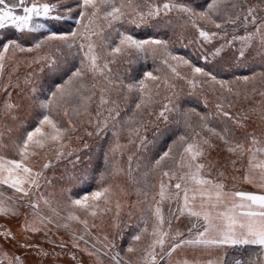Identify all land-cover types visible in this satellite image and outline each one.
Segmentation results:
<instances>
[{
    "label": "rangeland",
    "instance_id": "1",
    "mask_svg": "<svg viewBox=\"0 0 264 264\" xmlns=\"http://www.w3.org/2000/svg\"><path fill=\"white\" fill-rule=\"evenodd\" d=\"M114 2L117 5H125L123 10L126 15L121 18V21L109 27L103 17L105 7L101 6L95 24L92 26L97 33L91 39L95 45V54L98 56L97 64L100 68L107 64V69L102 72H92L85 67L84 74L90 77V86L96 94L94 103L90 102L88 115L84 106L77 103L79 108L75 109V113L80 111V116H73L71 113L70 116L65 114L61 116L65 117L63 124L57 122L65 129L61 141L46 140L42 148H33L30 145L27 162L34 170L42 171L44 179L40 181L41 187L38 191L33 188L29 197L23 199L33 200L38 205L39 215H34L33 210L23 204L18 206L20 213L18 216L0 215V232L10 229L16 236V240L10 242L0 239L2 264H8V258L12 256H19L23 264H116L111 257L117 252L119 253L117 259L121 261V264H149L146 253L153 239L152 228L157 223L152 211L160 200L158 195L160 184L163 182L167 186L169 183L174 185L177 182L175 179L169 181V177L164 176V172H169L170 176L172 173L179 176L187 171L183 166L184 161L180 159L183 149L179 144L173 147L169 157L165 158L159 166L155 164V161L179 135H185L188 139L195 137L197 140L200 136H210L207 129L202 128V122L198 119L201 115L196 113V105L206 108L209 112V126L217 131L226 125L232 127L233 134L229 139L243 140L246 135L252 133L264 139L262 137L264 133V44L261 43L259 33L247 41L233 40V34L221 33L217 30L210 31L211 26L215 24L197 19L196 23L200 28L218 33L216 37L211 38V42H204L199 37L197 27L193 26L185 14L177 12H172L170 17L178 24L172 23L171 27L167 28L169 24L164 22L167 20L165 18L160 25L163 22L164 27L169 31L164 32L163 27L159 26L161 33L157 31V27H152L150 24L137 26L129 22L133 19L139 20L136 13L146 10L143 9L145 3H157L160 0H114ZM177 2L182 1L177 0ZM77 3L78 0L72 15L77 25L79 46L80 43L87 44L88 41L81 39L80 27L77 24L81 9L77 7ZM138 4L142 6L141 9L136 8ZM61 5L72 7L66 0H61ZM205 5L196 6V8L203 9ZM219 5V14L213 19L224 20L217 23L234 19L238 12H241L240 7H233V5H242L244 14H247L249 7H253L258 22L264 18V0H242L241 2L219 0ZM122 23L123 26H116ZM255 27L248 24L246 30L241 34L238 33L237 36L255 33ZM121 32L131 34L137 39L156 38L152 32L158 33L160 36H165L158 38L168 40L167 52L179 56L180 53H186L182 49L192 51L202 61V65L198 66L206 71H210L213 66L218 70L216 67L220 65L221 70L217 73L223 75L222 77H231L229 86L233 88V94L225 93V98L220 99L219 85L212 82L210 77L193 74L188 65L171 60L164 52L154 53L150 46H146L145 51L141 53L142 56L135 53L134 49L132 53H125V51L113 53L112 49L102 48V42L104 43L105 40L118 44ZM228 41L232 42L229 44ZM222 45L219 55H214L216 49L221 48ZM241 49L245 53L242 58L239 57ZM10 51V48L7 52H3V48L0 50L4 57L0 61L2 64L0 75L5 71L3 67L8 65L7 72L14 78L12 101L8 102L17 107L6 109L4 104L0 106V155L5 158L19 159L15 142H12L9 147L2 140L8 136L6 134L9 126L15 124L28 109L17 101L18 94L26 89L34 74L42 75L43 73L44 75L49 63L56 60V56L47 47L38 49L34 58L21 59ZM84 51H81L82 56ZM102 51L105 52H103L105 58L101 56ZM165 59H168V63H164ZM208 65L210 67L206 68ZM118 67L122 69L119 73ZM146 72H152L157 79H146L144 76ZM128 75H132L131 80L144 81L143 93L138 88L129 91V84L123 83ZM245 76L249 78L247 81L242 79ZM238 77L241 79H237ZM120 91H126L125 93L130 95L123 98L125 93L120 94ZM136 92L140 93V98L135 104L140 103V108L133 105L132 96ZM237 92L238 95L235 94ZM102 99L104 103H101ZM142 100L143 103H141ZM218 100L223 104L222 111H227L231 117L246 118L243 127H238L234 120L222 115V111L217 109ZM165 104L170 109H178V111L165 113L168 116L167 121L163 118L158 119ZM68 109L70 108L67 99L59 108L53 105L54 120L59 118L58 112L65 113ZM139 109L141 112L145 110V113L140 114L139 122H135L133 113ZM185 113L187 115H184ZM26 124L29 123L20 124L19 129L21 130ZM42 131L47 134L51 132V129L45 125ZM197 133H200V136ZM39 138L36 137V139ZM211 142L214 148L207 153V159L201 161L205 164L210 161L212 164V167L205 170V174L214 182L223 183L225 192L245 191L260 194V190L245 183L247 156H244L242 160L232 156L226 151L223 141L216 137H211ZM245 143L247 146V142ZM33 151L35 154H31ZM233 160L237 161L235 165L232 164ZM45 163L49 164L46 169L43 168ZM101 187L109 188V192L106 193L107 200L104 197L99 201L89 200L87 203L91 207L87 212L70 207V199L82 198L84 195L90 196L92 191L99 190ZM166 191L173 194L176 190L173 187H166ZM0 193H3L6 202L8 197L18 195L5 186H0ZM45 201L48 203L46 204ZM178 203L182 206L183 200L177 202L172 195L171 199H165L159 205L166 221L162 230L169 231L167 221L172 220L171 232L174 234L180 231L187 237V230L196 218L189 217L186 211L179 216V219L171 217L169 208L171 207L175 212ZM196 204L199 205V200ZM51 209L55 210V215ZM215 211L212 210L213 215ZM69 212L79 216L80 221L86 220L87 228L80 221L67 220ZM93 212L95 215H92ZM41 216L49 218L51 223L47 221L41 223ZM26 218L34 221L37 231L24 230L23 224ZM65 224L68 225L67 228L64 227ZM145 227L148 230L143 232L141 239L134 241L132 237L141 233ZM81 236L84 237L83 240L79 239ZM168 243H171V240ZM168 243L165 244L166 248ZM22 244L33 247H22ZM130 246L134 248L133 252L127 251ZM233 248L235 247H226L217 251L185 246L173 253L172 257L163 259H161L160 248L157 247L155 251L157 264H175L177 259L183 257L200 260L203 264V261L216 255L226 254L227 256ZM261 253V264H264V250H261Z\"/></svg>",
    "mask_w": 264,
    "mask_h": 264
},
{
    "label": "snow or ice",
    "instance_id": "2",
    "mask_svg": "<svg viewBox=\"0 0 264 264\" xmlns=\"http://www.w3.org/2000/svg\"><path fill=\"white\" fill-rule=\"evenodd\" d=\"M101 6L105 7L103 13L104 19L107 21L109 27L115 22L121 21V18L126 15L124 12V4L117 5L114 0H78L77 7L81 9L78 14L77 24L80 27L81 39L88 41L87 44L80 43L78 51H84V56L81 60L83 67L77 68L71 72V75H67L65 69L60 67L55 60L49 63V80L50 85L48 87L47 94L41 92L43 98L35 95L36 88L33 86L30 91L33 93L31 99L34 106H38V109L47 110L37 111L36 115L39 118V126L34 130L28 131L25 137L20 138L15 142L16 154L19 159L5 158L0 155V186H5L11 189L15 196L7 198V202L3 197V193H0V215L4 216H18V206L23 204L33 210L34 215H39L38 205L31 199L25 201L24 197H29L33 188L37 191L41 187L40 181L44 179L42 171H36L28 164L29 159V147L42 148L44 141L51 140L53 142L61 141L65 129L60 127L58 123L52 118L50 109L53 105L57 108L61 106L68 97L73 95V82L82 77L84 68L87 70L96 72L107 69V64L103 65V68L97 64L98 56L95 54V45L91 42L93 36L97 35L95 29L92 27L95 24V20L100 12ZM141 5H136L137 9H141ZM219 0H208L203 9H197L194 4V0H186V2H177V0H160L157 3H145L143 9L136 14L139 16V20H130L129 22L136 24L137 26H143L150 24L152 27H159L161 21L167 18L168 22H171L170 14L172 12L183 13L187 16L188 20L192 22L194 27H197L199 37L204 42H211L212 37L218 35L217 32L206 31L198 26L196 20H204L208 23L215 24L217 29L221 28V24L217 23L214 16L219 14ZM233 7H240L241 13H243L242 5H233ZM63 8L64 11L60 12L58 9ZM73 8L70 6H64L59 3V0H0V29H6L8 27L14 28L21 35L28 33H36L40 29L45 27L42 23L34 22L36 18L44 17L51 21H60L65 19V13L71 18ZM55 13V14H54ZM86 21V23H84ZM237 22L241 24H252L255 27V33H249L245 36H233V40L239 39L247 41L252 39V36L259 33L261 36V43L264 44V18L259 22L255 15V9L249 7L247 14H237L235 19L228 20V23L236 25ZM77 31H70L64 33L59 30H53L50 34H46L44 39L38 40L35 44V48H40L44 43L48 41H60L68 48H72L75 44V37ZM228 41L227 43H231ZM146 46H150L154 53L164 52V54L173 61L182 62L188 65L193 74H201L205 77H210V80L219 85L220 99L225 98V93L233 94V88L229 86L230 82L225 80H219L210 71H206L204 68L194 66L188 59L183 56L173 55L167 52L168 40L163 38H148L137 39L131 34L119 33V43L112 48L113 53H121L122 51L134 49L138 53L145 51ZM0 47L3 48V52H7L9 48L17 49L21 52L31 51L32 48H25L19 42L18 37H8L5 35L4 41L0 43ZM221 48L216 49L214 55H219ZM245 53L243 49L239 51V57H244ZM3 54L0 53V61L3 60ZM207 59V57H204ZM85 61L87 64L85 65ZM164 63H168V59L164 60ZM2 67V64H0ZM110 71V69H109ZM175 71V68H173ZM146 79H157L153 76L152 72H146L144 74ZM241 79V78H237ZM244 81H247L248 77H242ZM28 83V81H26ZM134 88H138L141 93L144 91V81L140 80L138 84H129L128 89L132 91ZM77 92L79 89L76 90ZM235 94H239L238 92ZM83 101L84 97H80ZM103 99L101 103H104ZM143 103V100L141 101ZM141 104L137 103L136 107L140 108ZM6 109H12L17 107L9 102H4ZM86 107V105H85ZM217 109L223 110V104L217 101ZM178 109H170L167 104L164 105L160 111L158 119L163 118L167 121L168 116L166 112ZM67 115V112L64 113ZM118 115V113H117ZM184 115H187L186 113ZM222 115L234 120L238 127H243L245 117H231L227 111H222ZM15 119V117H13ZM208 116L201 115L200 120L202 122V128L207 129L210 136H200L197 140L195 137L188 139L185 135H179L172 145L164 151L159 159L155 161L157 166L160 165L165 158L169 157L173 151V147L179 144L183 153L180 155V159L184 161L183 166L187 169L186 172L177 176L175 173L169 175V172H164V176L169 177V181L175 179L177 182L172 185H165L163 182L160 184V191L158 193L160 200L157 201V206L152 211L156 219V224L152 228L151 240L146 258L149 264H157V254L155 249L157 247L161 250V259L164 257H172L178 249L189 246L194 248H202L205 250H221L226 247L236 246H258L261 250H264V194H255L245 191H232L225 192L224 185L220 182H214L208 175L205 174L207 168L212 167L211 162L207 164L201 162L207 159V153L214 148L211 142V137H216L223 141L225 149L232 156L238 157L241 160L244 156H247L246 171L251 174L258 172L261 181L264 182V139L257 137L255 133L248 134L243 140L237 138L235 140L229 139L233 134L231 126L226 125L220 131H217L214 127L209 126ZM179 123V121H177ZM47 125L50 129V133H45L42 128ZM99 130V125H97ZM91 135V133H89ZM36 137H40L36 139ZM264 137V133H262ZM247 142V146L246 143ZM31 154H35L33 151ZM131 160V158H130ZM236 160L232 161V164H236ZM49 164L45 163L43 168H48ZM131 170V169H130ZM245 179H249L246 175ZM48 182V181H45ZM264 187V183L260 185ZM166 187H173L176 191L173 194H169L166 191ZM109 192V188L101 187L99 190L92 191L90 196L84 195L82 198L70 199V207L72 209H83L85 212L91 207L87 202L89 200L99 201L102 197L107 200L106 193ZM174 195L177 202L183 200V205L179 206L174 212L172 208H169V215L174 219H179V216L187 212L189 217L196 218L195 222L191 223V227L187 230V237L184 233L176 231L174 234L171 232L172 220H168L169 231H163V225L166 223L163 215V210L159 206L165 199H171ZM199 200V205L196 201ZM47 204L48 202L45 201ZM212 210L215 211V215L212 214ZM53 214L56 212L51 209ZM95 215V212L92 213ZM67 220L80 221L79 216L73 212H69L66 217ZM41 223L47 221L51 223V220L47 217H40ZM201 221H203L201 223ZM87 228V221H80ZM146 223V221H145ZM68 227L67 224L64 225ZM25 231L35 232L38 229L34 227V221H29L27 218L23 224ZM148 229L145 227L141 233L132 237L134 241H139L143 232ZM0 239L5 242L15 241L16 236L10 229H4L0 232ZM75 239V237H74ZM83 240L84 237H79ZM171 240V243L168 241ZM168 243V247L165 244ZM22 247H33L32 245L22 244ZM115 247V245H113ZM128 252H133V247L127 248ZM119 253L117 252L112 256V260L116 264H121V261L117 259ZM75 259V257H73ZM2 264V262H0ZM8 264H23V261L19 256H12L8 258ZM175 264H202L200 260H190L187 257L177 259ZM203 264H230L226 254L224 256L216 255L203 261ZM231 264H245L241 259H235Z\"/></svg>",
    "mask_w": 264,
    "mask_h": 264
},
{
    "label": "trees",
    "instance_id": "3",
    "mask_svg": "<svg viewBox=\"0 0 264 264\" xmlns=\"http://www.w3.org/2000/svg\"><path fill=\"white\" fill-rule=\"evenodd\" d=\"M15 2V0H13ZM69 2V4L72 5V8H74L76 6V0H66ZM182 2H186V0H179ZM240 2L242 0H239ZM208 2V0H194V4L195 7H201L203 5H205ZM59 3L61 4V0H59ZM63 8L58 9V11L63 12ZM55 14V13H54ZM73 13H71V18H69L68 14H65V19L64 20H60V23H56V22H52L50 19L48 18H44V17H40V18H36L34 22L36 23H42L45 25V27L43 29H40L38 32L36 33H32V34H28L25 33L23 35H21L19 32H17L14 28L12 27H8L6 29H0V35H2L0 37V43H2L4 41V37L5 35L8 37H18L19 38V42L22 44L23 47L27 48H32L31 51H19L17 49H13L10 47V53L21 57V59L25 58V57H30V58H34L37 50L40 48H50L52 54L54 56H56V62L57 64L65 69V72L67 75H71V72L74 71L77 68H81L83 67L81 64V60L83 58L81 51H78V44H77V36L74 38L75 39V44L74 46L70 49L68 47H66L65 45L62 44V42L60 41H48L46 43H44L40 48H35L34 44L41 39L45 38L46 34H50L53 30H59L62 31L64 33H68L70 31H77V25H75V21L73 19L74 15H72ZM238 14H244L241 12H238ZM235 19V17H234ZM175 20V19H173ZM173 20H171V22L169 23L168 20H165L164 22H168V27H171V24L173 23L178 24V22H174ZM221 19L219 22H222ZM230 20V19H228ZM228 20L223 21L224 23H220L221 24V28L217 29L215 27V25L211 26V30L210 31H219L221 33H228V34H233V36H237L241 33H243L248 24H241L239 22H237V24L234 26L230 23H228ZM218 22V23H219ZM226 22V23H225ZM126 25V23L124 24ZM116 26L120 27L123 26L122 24H116ZM160 27H163V31H169L166 30L167 28L164 27L163 22L162 25H160ZM127 28L129 29V26H127ZM158 28V27H157ZM178 28V27H176ZM134 30V28H133ZM157 31H160L162 33V31L160 30V28L157 29ZM239 33V34H238ZM152 34L154 36H156V38L158 37H165V36H160V34L158 33H153ZM151 34V35H152ZM119 42V41H118ZM117 45V43H114L111 40H105L104 43L102 42V48L104 47V50H111L112 48H114ZM54 47V49L52 48ZM2 49V47H0V50ZM184 52L186 53H180L179 56H183L186 59H188L191 64H194L196 66L198 65H202V61L201 59L198 58L197 54L192 52V51H186L187 49H182ZM55 52L57 54H55ZM104 51H102L101 56L103 58H105L104 56ZM130 52L132 53V49L130 50H126L125 53ZM135 53L139 54L140 56H142L141 53H138L134 50ZM22 54V55H21ZM110 56V55H109ZM107 58V57H106ZM111 58V57H108ZM116 59H120V58H116ZM87 64V62L85 61V65ZM213 66V65H212ZM210 65L206 66V68H209ZM5 69L4 73L2 72L0 75V106L2 104H4L3 102H10L12 101V91H14V78H12L11 75L8 74L7 70H8V65H5L3 67ZM218 70H221L220 65H218L216 67ZM49 68L45 71L44 75L42 73V75H37L34 74L32 77V80L30 82L29 85H27L26 89L24 91H21L20 94H18L17 97V101L24 106V108H28L27 111L25 113H23L22 116H20V118H18L15 124L10 125L9 126V131L5 137V139H2L9 147H11V143L12 142H16L18 141L20 138L25 137L28 131H32L34 130L35 127H37V123L39 122V118L37 117L36 113L37 111H45V114H48L47 110H42V109H38V106H34L32 103V95L33 93H31L30 89L34 86L36 88V93L35 95L38 97H42L41 92L43 91V93L47 94L48 92V87L50 85V80H49ZM218 70L215 69V67L213 66V68L210 69L211 73L214 74L215 76H217V79L219 80H225L229 81L231 79V77H222L223 75L218 74ZM48 71V72H47ZM122 69L121 67H118V73L121 72ZM84 72H86V69L84 68ZM84 72L82 73V77L74 80L73 82V95L71 97H68L67 100L69 102V108L67 115L70 116V113L73 116H80L79 112L77 111L75 113V109H77L78 105L77 103H81L84 106L85 112L88 115L89 111L88 109L90 108V102L94 103V98L96 96V94L93 91V88H91L89 80L90 77L84 74ZM128 77V78H127ZM127 77L124 78L123 83H128V84H136L139 81H134L131 80L132 75H128ZM136 77V76H133ZM138 80V78H137ZM127 84V85H128ZM79 89V91L77 92L76 90ZM121 92H126V91H120ZM130 95V93H125L123 94V98H126ZM80 97H84V100L82 101L80 99ZM132 98L134 99L133 101V105H137L135 104L136 102H138V98H140V93L136 92ZM86 105V107H85ZM197 109H196V113L198 115H204V116H208L209 112L206 110L205 107H202L200 105H196ZM88 107V108H87ZM79 108V107H78ZM148 110V109H147ZM58 112V111H57ZM74 112V113H73ZM50 113L52 118L54 119V114L52 111V107L50 109ZM145 113V110L143 112H141V109L134 111L133 113V118L135 119V122H139L141 119L140 114ZM25 114H27L25 116ZM64 114V111H61L60 113L58 112L59 118L56 119V122H60V123H64V116L61 117ZM86 114H84L86 116ZM149 114V113H147ZM150 115V114H149ZM25 116V117H23ZM151 116V115H150ZM21 119V120H20ZM200 120V118H198ZM20 120V121H19ZM201 121V120H200ZM25 122H28L29 124L23 125L21 130L19 129L20 124H24ZM156 127V126H155ZM70 133V131H69ZM81 136V135H80ZM100 138V137H99ZM84 139V138H83ZM82 139V140H83ZM98 140V139H97ZM100 141V139H99ZM98 141V143H99ZM261 249L258 246H237L235 248H233L232 250L229 251V253L227 254V259L228 261L231 262L234 261L235 259H241L245 262V264H261Z\"/></svg>",
    "mask_w": 264,
    "mask_h": 264
},
{
    "label": "crops",
    "instance_id": "4",
    "mask_svg": "<svg viewBox=\"0 0 264 264\" xmlns=\"http://www.w3.org/2000/svg\"><path fill=\"white\" fill-rule=\"evenodd\" d=\"M248 175L249 176V179H247L245 181V183L253 188H256L258 190H260V194L261 193H264V187H261L260 185L264 182L261 181V178H260V175L258 172H254V173H251L249 174L247 172V174H245V176Z\"/></svg>",
    "mask_w": 264,
    "mask_h": 264
}]
</instances>
